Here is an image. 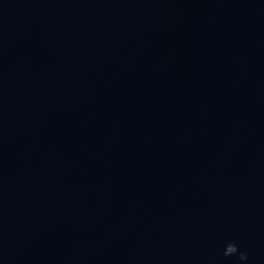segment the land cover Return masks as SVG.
I'll return each mask as SVG.
<instances>
[{
  "label": "water",
  "instance_id": "1",
  "mask_svg": "<svg viewBox=\"0 0 264 264\" xmlns=\"http://www.w3.org/2000/svg\"><path fill=\"white\" fill-rule=\"evenodd\" d=\"M0 264H264V0H0Z\"/></svg>",
  "mask_w": 264,
  "mask_h": 264
},
{
  "label": "clouds",
  "instance_id": "2",
  "mask_svg": "<svg viewBox=\"0 0 264 264\" xmlns=\"http://www.w3.org/2000/svg\"><path fill=\"white\" fill-rule=\"evenodd\" d=\"M223 255L225 257L238 256L240 261H246L248 259L245 253L240 252L239 246L235 242H230L225 246Z\"/></svg>",
  "mask_w": 264,
  "mask_h": 264
}]
</instances>
